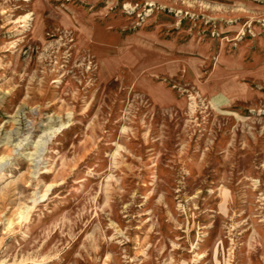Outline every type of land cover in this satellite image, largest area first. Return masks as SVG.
<instances>
[{
    "label": "rangeland",
    "instance_id": "1",
    "mask_svg": "<svg viewBox=\"0 0 264 264\" xmlns=\"http://www.w3.org/2000/svg\"><path fill=\"white\" fill-rule=\"evenodd\" d=\"M0 264H264V0H0Z\"/></svg>",
    "mask_w": 264,
    "mask_h": 264
},
{
    "label": "crops",
    "instance_id": "2",
    "mask_svg": "<svg viewBox=\"0 0 264 264\" xmlns=\"http://www.w3.org/2000/svg\"><path fill=\"white\" fill-rule=\"evenodd\" d=\"M161 87V86H160ZM159 87V88H160ZM153 98L156 100L157 103L163 104V102L165 101V98L163 96H161V93L157 92V94H152ZM159 95L162 97H159Z\"/></svg>",
    "mask_w": 264,
    "mask_h": 264
}]
</instances>
